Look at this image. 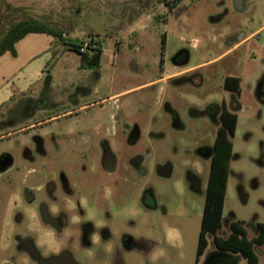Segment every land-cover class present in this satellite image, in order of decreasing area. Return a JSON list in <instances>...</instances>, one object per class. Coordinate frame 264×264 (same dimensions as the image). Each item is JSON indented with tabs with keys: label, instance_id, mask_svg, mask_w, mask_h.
Returning a JSON list of instances; mask_svg holds the SVG:
<instances>
[{
	"label": "rangeland",
	"instance_id": "1",
	"mask_svg": "<svg viewBox=\"0 0 264 264\" xmlns=\"http://www.w3.org/2000/svg\"><path fill=\"white\" fill-rule=\"evenodd\" d=\"M24 17L71 39L93 38L102 53L90 68L55 36L31 33L14 54L0 57L5 235L39 238L46 187H62L64 176L72 217L111 231L110 243L84 246L83 264H114L116 255L121 264H195L209 164L200 156L212 147L215 130L204 113L223 96L225 72L246 81L264 72V0H243L240 11L227 0H0V38ZM257 29L239 50L222 55L230 38ZM198 64V72L161 79ZM250 102L240 99L217 236L228 233L232 220L243 222L248 238L264 223V104ZM124 125L132 130L126 138ZM105 144L115 160L109 177L102 167ZM122 236L137 248L124 249ZM11 252L13 246L5 260ZM253 253L264 264V244ZM238 262L246 264L240 256Z\"/></svg>",
	"mask_w": 264,
	"mask_h": 264
},
{
	"label": "flooded vegetation",
	"instance_id": "2",
	"mask_svg": "<svg viewBox=\"0 0 264 264\" xmlns=\"http://www.w3.org/2000/svg\"><path fill=\"white\" fill-rule=\"evenodd\" d=\"M230 2L231 7L240 11L242 8L243 0H227ZM259 30L252 31L248 35H244L243 33H237L236 39L230 38L229 43L230 46L222 53L228 54L239 50L242 46H244L249 40L256 35ZM203 64V63H202ZM201 64L190 66L186 68H179L173 74L163 75L161 77L162 80L167 78H179L184 75L192 74L198 72L203 66H199ZM205 67V66H204ZM93 68V67H90ZM96 68V67H94ZM202 80L201 76L195 78V83H198ZM208 82L213 81V76H210ZM211 88V87H210ZM220 92L223 96L219 98L217 103L210 104L209 107L205 111V115L212 123L214 127V137L212 147L205 151V154H202L201 158L208 159V172L205 186L204 199L208 186V179L210 174V167L213 162L214 154L216 152L215 146L219 144L221 141H225L229 143L230 150L229 156L227 160V168H226V184H227V176L229 170V163L232 156V137L237 129L239 114L242 112V105L240 104V99L243 96H247L248 100L251 101L249 104L252 106H256L257 104H264V72L259 73L252 80H244L242 75L233 74L230 72L222 75V81L219 87ZM84 106V105H83ZM245 109L249 108V105H244ZM132 133L131 127L128 125L123 126L122 134L123 136L129 137ZM101 143V142H100ZM102 167L106 171H104L105 176L109 177L113 175L115 172V160L113 155L110 153L107 144L102 147ZM5 162H2L0 165V170L5 167ZM2 166V167H1ZM163 169V168H161ZM160 173H163L160 170ZM1 174V173H0ZM1 177V175H0ZM60 184L62 187L56 188L53 184H49L46 187V191L50 195V200L47 201V206L44 210L47 213L45 215L42 213V226L44 231H41V236L39 238L33 239L28 234L24 237H20L18 235L8 238L5 235L6 229V221L5 217L0 213V254L1 260L0 264H83L85 249L84 246L90 243H96L97 240H103L107 243H110V233L111 231L106 228H98L95 225L90 226L88 223L79 222L76 218L72 217V211L70 210V205L67 202V193L68 187L65 181L64 176L59 178ZM60 191L61 194L60 199L54 198V192ZM226 192V187H225ZM25 199L30 201L33 196L30 190L25 192ZM225 197V196H224ZM61 200V202L59 201ZM203 211V209H202ZM202 216V215H201ZM232 222H238L236 220H232L228 223V233L222 236H217V232L221 229L222 226V214L220 220V228L215 232H205L204 240L206 242V247L202 250V254L199 257L200 263L201 259L211 256L212 254L219 252L221 255L216 259L214 264H239L238 258L240 255L232 254L230 252L221 251L214 245V237L225 239L230 234V224ZM242 222V221H239ZM261 224V222H257L255 227L257 229L258 235L259 231L257 225ZM264 224V223H262ZM76 228V231L73 230ZM243 228V222H242ZM244 229V228H243ZM200 231V230H199ZM245 231V230H244ZM246 232V231H245ZM247 235V234H246ZM254 236V237H256ZM211 238V251H206L208 247L207 238ZM251 237V238H254ZM120 242L124 249L129 250L133 248H137L136 242L133 241L128 236L120 237ZM199 240V233H198ZM197 240V242H198ZM13 246V252L9 255V260H5V250L9 247ZM197 246V245H196ZM196 253V252H195ZM117 256V255H116ZM115 256L114 264H121L120 261H117V257ZM241 257V256H240ZM17 259V261H14ZM14 262V263H13ZM203 263V262H202Z\"/></svg>",
	"mask_w": 264,
	"mask_h": 264
},
{
	"label": "trees",
	"instance_id": "3",
	"mask_svg": "<svg viewBox=\"0 0 264 264\" xmlns=\"http://www.w3.org/2000/svg\"><path fill=\"white\" fill-rule=\"evenodd\" d=\"M153 1L157 4H163L170 2L176 3L179 0H147L148 3H153ZM142 8H146V5H143ZM31 33L53 35L61 44L66 47L71 46L79 55H81L82 60H86V65L88 67L94 68L99 65L102 50L97 40L88 38L89 44L96 45V48L88 47L86 52L80 53L79 48L84 41L71 39L65 30H55V28L50 26L48 22L32 17H24L22 20L11 24L3 30L0 38V57L6 52L14 54L15 44L27 34ZM87 53H90L91 55L87 57ZM215 149L216 152L210 167L208 186L200 220L195 264L198 263L202 250L206 247V242L203 236L204 233L209 231L215 233L220 228L230 145L225 141H221L215 146ZM257 228L259 231L258 235L254 238H248L246 232L242 228V222H232L230 224V234L225 239L214 237V245L221 251L240 255L246 261V264H258V259L253 253V250L255 246H261L264 244V224H258Z\"/></svg>",
	"mask_w": 264,
	"mask_h": 264
},
{
	"label": "water",
	"instance_id": "4",
	"mask_svg": "<svg viewBox=\"0 0 264 264\" xmlns=\"http://www.w3.org/2000/svg\"><path fill=\"white\" fill-rule=\"evenodd\" d=\"M221 255V253L216 252L214 254H212L211 256L205 258V260L203 261L202 264H214V262L216 261V259Z\"/></svg>",
	"mask_w": 264,
	"mask_h": 264
},
{
	"label": "built area",
	"instance_id": "5",
	"mask_svg": "<svg viewBox=\"0 0 264 264\" xmlns=\"http://www.w3.org/2000/svg\"><path fill=\"white\" fill-rule=\"evenodd\" d=\"M64 36V35H63ZM88 47H91V48H96V45L94 44H89L88 40L86 42H84L80 48H79V52L80 53H84L87 51Z\"/></svg>",
	"mask_w": 264,
	"mask_h": 264
},
{
	"label": "crops",
	"instance_id": "6",
	"mask_svg": "<svg viewBox=\"0 0 264 264\" xmlns=\"http://www.w3.org/2000/svg\"><path fill=\"white\" fill-rule=\"evenodd\" d=\"M257 30H259V29H257ZM80 107H83V106H80Z\"/></svg>",
	"mask_w": 264,
	"mask_h": 264
}]
</instances>
